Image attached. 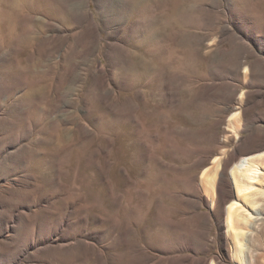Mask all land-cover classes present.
<instances>
[{"label": "rangeland", "instance_id": "obj_1", "mask_svg": "<svg viewBox=\"0 0 264 264\" xmlns=\"http://www.w3.org/2000/svg\"><path fill=\"white\" fill-rule=\"evenodd\" d=\"M260 154L264 0H0V264H241Z\"/></svg>", "mask_w": 264, "mask_h": 264}, {"label": "bare ground", "instance_id": "obj_2", "mask_svg": "<svg viewBox=\"0 0 264 264\" xmlns=\"http://www.w3.org/2000/svg\"><path fill=\"white\" fill-rule=\"evenodd\" d=\"M261 155L264 154L242 159L230 171L234 192L237 194L238 199L243 201L244 206L236 201L227 206L226 232L232 237V258L241 264H248L249 245L240 241V231L236 228V224L242 223L249 228H253L254 225L251 221L261 217L259 208L263 204L261 198H264V190L262 189L264 188V177L259 173L260 168L253 162L256 157ZM235 169L241 178L248 181V186L242 185L237 180L234 174Z\"/></svg>", "mask_w": 264, "mask_h": 264}]
</instances>
